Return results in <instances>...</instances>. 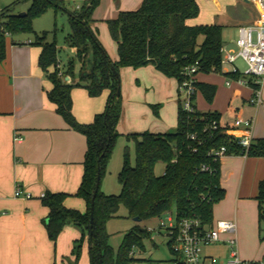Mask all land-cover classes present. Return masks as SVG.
I'll use <instances>...</instances> for the list:
<instances>
[{
  "label": "trees",
  "instance_id": "trees-1",
  "mask_svg": "<svg viewBox=\"0 0 264 264\" xmlns=\"http://www.w3.org/2000/svg\"><path fill=\"white\" fill-rule=\"evenodd\" d=\"M20 1L0 10V61L5 58L7 36L30 31L32 19L50 8H63L61 0H32L25 15L19 17L12 13V6ZM97 1L89 0L79 11L68 14L69 33L65 42L74 50L79 64L76 75L72 61L63 69L69 82L57 75L59 50L53 42L45 41V33L34 34V40L29 43L40 49L37 67L50 84L46 92L47 100L70 129L84 136L86 143L81 182L73 195L84 202L85 212L66 208L64 200L68 195L63 193L45 192L40 202L47 210L44 227L49 241L54 243L67 225L80 230L81 237L73 250L75 264L85 237L89 264H129L130 250L133 247L142 249V241L150 238V234L134 227L122 237L114 251L108 244L107 222L123 208L129 219L137 218L139 221L176 212L180 216L198 218L202 223L211 224L212 208L223 198L224 191L219 184V164L206 158V153L210 148L224 144L229 137L217 131L213 138L207 139L196 152H192L196 143L189 139L187 133L195 131L200 135L203 127L200 117H212L217 121L218 117L196 111L188 116L181 111L179 104L175 131L126 136L133 143L134 164L130 165L125 151L117 175L119 193L106 195L98 187L91 211L97 170L101 179L113 142L118 137L117 125L121 117L120 95L116 96L118 71L120 68L137 69L151 65L163 76L174 79L177 85L183 79L182 69L195 62L198 64L196 74H218L223 47L222 29L216 25L186 24L198 16L199 7L195 0H141L137 10L121 11L115 19L106 21L109 36L116 43L117 59L111 61L89 24ZM77 88L84 89L91 98L99 96L103 90L107 91L103 111L94 115L89 124H78L72 116L71 91ZM206 89L209 93L205 92ZM194 90L203 92L206 101L211 102L212 87L195 81ZM232 152L237 154L239 149L233 144L227 145V153ZM247 157H264V139L252 142ZM157 164L163 165L160 175L154 172ZM201 164L214 167V174L199 172ZM256 202L258 224L264 223V182L258 185Z\"/></svg>",
  "mask_w": 264,
  "mask_h": 264
},
{
  "label": "crops",
  "instance_id": "crops-1",
  "mask_svg": "<svg viewBox=\"0 0 264 264\" xmlns=\"http://www.w3.org/2000/svg\"><path fill=\"white\" fill-rule=\"evenodd\" d=\"M213 2L217 7V22L211 25L221 27L223 48L234 49L238 27L259 20L258 6L250 0H235L234 3L226 0L233 8L224 12L219 0ZM140 4L139 0H120L117 15L121 11H135ZM116 17L112 14L107 21ZM186 24L206 25L200 20H189ZM92 27L95 29L94 25ZM230 27L235 28L234 32L228 29ZM31 42L6 38L5 58L0 61V264H75L73 250L81 237L80 230L67 225L54 243L49 241L44 227L47 210L41 205L40 197L45 192L63 193L68 195L64 200L66 208L85 212L84 202L73 195L81 182L86 143L84 136L70 129L47 100L50 84L37 67L40 49L31 46ZM110 55L112 61H116L117 56ZM141 69H146L161 83L163 96L168 98L166 101L170 100L172 89L177 92L174 79L163 76L151 65ZM195 81L214 89L211 102L206 101L203 92H195L192 106L196 112L217 115L220 126L230 128V134L236 137L243 130L234 128V121L252 120V140L264 139V80L257 107L249 102L251 88L236 83L226 86L220 74L198 73ZM205 92L209 93L207 89ZM71 101L74 120L85 125L103 111L106 99L91 98L84 89L77 88L71 91ZM178 106L179 100L176 119ZM121 113L123 123L127 116L125 110ZM120 126L117 125L118 130ZM173 127L143 132L165 134L174 131ZM219 172L224 196L216 206L220 204L219 210H225L220 214L221 219L235 221L236 237L241 218H246V226L253 227L257 223L260 229L256 197L259 183L264 182V157L227 156L221 159ZM16 186L20 188V197L14 195ZM242 211L246 212L245 217ZM240 228L242 230L241 225ZM239 257L247 261L264 260V251L248 259ZM87 259L85 237L76 264H89Z\"/></svg>",
  "mask_w": 264,
  "mask_h": 264
},
{
  "label": "rangeland",
  "instance_id": "rangeland-1",
  "mask_svg": "<svg viewBox=\"0 0 264 264\" xmlns=\"http://www.w3.org/2000/svg\"><path fill=\"white\" fill-rule=\"evenodd\" d=\"M16 1L18 0H0V10L10 6ZM31 1L32 0H21L19 3L12 6V13L16 16L25 13L29 8ZM61 1L63 2L62 9L50 8L39 17L32 19L30 22V31L16 32L6 38L13 39L14 41H33L34 34L39 36L45 33V41L47 43L53 42L59 50L57 55V75L60 78H66L67 76H65L63 69H66L70 61L74 64L75 75L79 66L74 50L68 47L65 42V37L69 33L68 14L79 11L89 0ZM139 1L141 2V0ZM196 1L199 5V14L195 19L190 21L195 22L196 20H200L202 23L205 22L206 25L216 23L217 18H215V16L217 15V7L213 0ZM230 1H232V3L235 2V0ZM119 2L120 0H117L116 2L114 0H98L96 6H94L92 10L90 17L91 21L89 22L90 28L95 33L98 42L111 61L112 58L110 53L113 54L114 57L116 56V43L109 36L106 21L112 14L117 16V6ZM219 5L224 12H229L233 8V6L226 3V0H219ZM93 25L95 29L92 27ZM228 29L232 32L235 30L234 27ZM238 65L241 66L240 63ZM141 68L143 67L137 69L120 68L118 71L121 112L125 110L127 120L123 123L122 118L119 120L118 124H121V126L119 130L117 129L118 137L113 142L105 172L100 179L99 189L100 192L104 194L117 195L120 191V184L117 181V175L121 169L125 151H127L130 165L134 164L133 143L128 141L126 136L133 133H142L145 129L161 131L163 129H168L173 125L174 127L172 129L175 131L177 127V100H179L180 104L183 97L172 89V95L168 96L170 100L166 101L168 98L163 96L161 83L156 81L146 69ZM66 82H69V79ZM106 94L107 91L103 90L97 98L106 99ZM126 133L130 134L126 135ZM162 171L163 165L157 164L154 169L155 174L160 175ZM219 205L216 206L215 204L212 208L213 221L222 220L220 214L225 213V210L222 208L219 210ZM241 215L245 217L246 212L242 211ZM245 219L246 218H241L239 220L237 248L239 255L242 258L248 259L252 258L257 253L264 251V223L259 224L260 229H258L257 223H255L253 227L249 224L248 227L246 226L247 222ZM160 220H165L164 214L148 220L134 221L127 217L123 208H120L116 215L106 224V232L109 236L108 244L114 251H116L120 245L122 237L130 232L132 228L138 227L145 231L151 229L154 232L151 233L150 238L142 241L143 248L140 250L139 248H136V250L143 252L142 258L145 260H167L169 259V250L166 245V238L157 235ZM240 225L242 226V230ZM162 234L163 233L161 232V235ZM203 253L216 260H220L226 257V248L223 246H211L205 248Z\"/></svg>",
  "mask_w": 264,
  "mask_h": 264
},
{
  "label": "built area",
  "instance_id": "built-area-1",
  "mask_svg": "<svg viewBox=\"0 0 264 264\" xmlns=\"http://www.w3.org/2000/svg\"><path fill=\"white\" fill-rule=\"evenodd\" d=\"M250 1L258 6L260 18L253 24L238 27L234 49L221 48L218 74L224 77L226 86L236 83L251 88L252 96L249 102L250 105L257 107L261 102L260 87L264 80V0ZM239 63L241 66L238 65ZM197 69V62L183 68L181 72L183 79L177 85V93L183 97L180 109L188 116L195 112L192 106V96L195 92ZM199 119L203 121L200 135L195 131L187 133L189 139L196 143V146L191 149L192 152H196L198 146H202L207 139L213 138L219 131V134L229 138L224 144L210 148L206 153V158L212 163L220 164L221 159L227 156L247 157L253 142L251 138L252 120L237 119L234 121V128L243 130L242 134L236 137L230 134V128L221 127L219 121L212 117H200ZM230 144L239 149L237 154L227 153V145ZM215 170L210 164L199 166L201 173L214 174ZM14 195L15 197L21 195L18 186L15 188ZM23 197L28 199L29 195ZM164 216L165 220L159 221L157 235L166 238L169 259L145 260L142 258L143 252L133 247L129 252L131 258L129 264H264V260L247 261L239 257L234 220H216L211 221V224H205L198 218L180 216L176 212H167ZM146 231L150 235L154 232L151 229ZM211 246L226 248V257L216 260L204 254L203 250Z\"/></svg>",
  "mask_w": 264,
  "mask_h": 264
},
{
  "label": "water",
  "instance_id": "water-1",
  "mask_svg": "<svg viewBox=\"0 0 264 264\" xmlns=\"http://www.w3.org/2000/svg\"><path fill=\"white\" fill-rule=\"evenodd\" d=\"M24 15H25V13L18 14L19 17H23ZM116 96H119V87L117 88ZM99 180H100V171L98 169L97 170V175H96V180H95L94 193L92 195V200H91V211H92L93 201H94V198H95V193H96V191H97V189L99 187ZM133 220L134 221H139L137 218H133ZM91 225H92V213L90 214V230L88 232V237L89 238L91 237Z\"/></svg>",
  "mask_w": 264,
  "mask_h": 264
}]
</instances>
